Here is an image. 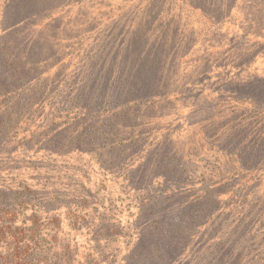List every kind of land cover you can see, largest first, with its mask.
I'll use <instances>...</instances> for the list:
<instances>
[{"label":"trees","instance_id":"16d2710c","mask_svg":"<svg viewBox=\"0 0 264 264\" xmlns=\"http://www.w3.org/2000/svg\"><path fill=\"white\" fill-rule=\"evenodd\" d=\"M72 5L74 24L68 27L61 21L63 7ZM53 10L61 13L29 39L23 26ZM92 30L93 41L75 55L77 71L54 91L66 116H74L67 125L75 133L41 142L32 103L43 100L49 83L20 92L26 78L18 69L64 57L58 43L70 47L74 33ZM216 42L219 47L197 51ZM262 54L264 0H0V244L6 253L0 264H31L49 251L55 252L46 263L61 261L58 246L70 253L60 241L61 216L43 217L49 209L67 211L73 228L96 233L102 225H117L123 235L125 225L110 214L129 194H141L139 240L152 230L157 237L152 250L157 259L151 256L150 262L264 264V77L249 67ZM188 55L202 56L181 75L179 64ZM67 69L68 61L61 60L59 75ZM218 74L227 77L220 86ZM170 86L186 88L187 103L164 121L158 116L174 110L154 107L152 97ZM175 93L168 95L179 98ZM202 97L197 109L186 108ZM60 111L47 112L55 117ZM145 118H151L146 134L134 129L123 138L124 125L136 128ZM159 124L166 133L155 140ZM149 141L152 148H146ZM74 152L91 155L117 188L106 197L89 184L72 189L71 177L63 181L69 169L64 166L63 173L58 164ZM133 153L142 162L128 170ZM22 166L28 170L17 174ZM98 200L103 211L112 207L106 219ZM105 233L98 242L115 237ZM143 248L128 258L143 264L148 260ZM89 261L98 264L96 258Z\"/></svg>","mask_w":264,"mask_h":264},{"label":"rangeland","instance_id":"374dc122","mask_svg":"<svg viewBox=\"0 0 264 264\" xmlns=\"http://www.w3.org/2000/svg\"><path fill=\"white\" fill-rule=\"evenodd\" d=\"M67 7V6H65ZM64 9V16L63 19L61 20L62 23L67 24L68 27H70L69 24H74V21L70 23L72 20L73 15L71 14V10H74L76 6L72 5L71 7H67ZM79 5H77L78 9ZM91 9L93 10V14L97 13L98 11L95 10L92 7L91 4ZM61 11H51L49 12L48 15H45L41 18H38L31 23V25H26L23 26V29H28L29 30V39H35V35L33 36V32H36L39 30V28L46 27L48 22L51 21V18H54L57 16V14H60ZM107 20L108 16L104 17ZM45 22V23H44ZM91 24H95L93 27H97L100 23L95 22V21H89ZM94 30H92L90 33H86L83 36L76 35L74 33L73 36L69 37L71 40L68 41V43L72 46L67 47V48H62L64 45H60L59 43L57 44V48L60 50H64V57L60 56L55 60L54 58H45L42 62H33V63H28L27 65H21L18 69L19 73H21L23 78H26V81L24 85L20 86V92H26V93H32L35 92L33 89L39 87V82L40 81H45L49 83V87L46 90V94L43 97H40L39 99L33 101L32 103V113L36 114V121L40 124L41 127L37 128L41 130L43 137L40 138V141H44L46 143L47 141L55 139L59 134L67 132V136L73 135L75 133L72 131L70 126L67 125L69 121H71L74 116L73 115H68L63 112V108L61 106V103L58 100H55L54 96V91L57 88H60L62 85L63 81L66 80V78H72L73 77V72L77 71V66H76V56L78 55L79 52L83 50V48L91 43L93 40H91V36L93 34ZM263 36V35H262ZM64 39L67 38V35L60 36ZM59 37L55 38L54 43H57V39ZM27 40V39H25ZM209 47H219L218 42H216L213 46H201L197 51L199 53H204L203 51L207 50ZM194 51V50H193ZM192 52L190 53V55ZM194 54V53H193ZM27 54H24V58L26 57ZM188 55L187 59H185L183 62H180L178 71L181 73V75L185 74L192 65H197L199 63L198 58L202 55L198 56H190ZM17 59L22 60L21 57H17ZM61 60L68 61V69L65 71V75H59V65ZM264 63V54L260 56V59L255 63L249 65L250 71H254L258 73L259 76L264 77V66L262 64ZM79 69V67H78ZM8 70V68H7ZM194 69H191L190 72H192ZM189 72V73H190ZM13 75V69L10 74V76ZM245 78V77H243ZM227 77L223 75H217L215 77L216 85L220 86L225 82ZM172 84H178V82H175L172 79ZM178 87V86H177ZM211 87V86H210ZM169 90V91H168ZM171 90H174L178 95L179 98H177V95H168V93H171ZM186 88L184 87H179V89H174V87L170 88H164L163 91L157 96L153 95L152 98L156 99L153 103V106L157 105L158 108H160L161 105H163V108H170V110H174L171 113H165L161 116V114L158 116L159 119L161 120H167L169 118H172L175 112L178 110V108H183L184 105L187 103L185 99H183L182 95L186 94ZM232 92V91H229ZM175 93V94H176ZM157 96V97H156ZM204 99V97L201 98V100L195 101V102H189L187 105V109H193V108H198L200 105L201 101ZM132 101V100H131ZM135 102V101H132ZM61 109V115L57 116L52 114L50 115L53 111L57 112L58 110ZM50 114H48V112ZM48 118L50 120H48ZM151 118H145L144 120L138 119L137 123L140 124L139 126H136L134 128L133 124H128L124 125V132H123V138L125 136H130L133 135L134 129H136V132H141L142 134H146L148 130L145 128V125L150 124ZM57 123V124H56ZM133 128V129H132ZM31 130H34L31 129ZM166 130L159 124L156 128L155 133V140H157L160 135L163 133L165 134ZM22 136L26 135V130L22 131L20 133ZM135 134V133H134ZM150 143L146 146V148H152L155 143L152 141H149ZM128 143V141H127ZM112 146V142L110 141L107 144V147ZM116 149L118 147L114 145ZM102 149V148H100ZM44 151V149H43ZM132 159L133 162L130 163L128 166V170L130 169H135L137 166L142 162L141 154L133 153L132 154ZM65 161V162H64ZM58 166L62 167L63 173H64V166L69 169V174L67 178H64L63 181L65 183H68V178L71 177V186L72 189L78 186L79 183L82 184H89L91 190L94 188L95 193H98L100 195H103L104 197L107 196V193L111 192L112 190L116 189L117 186H112L111 183H107L106 180L103 178L101 175V170L100 168L94 163L93 158L91 155H86L84 154L83 157L81 155H77V153H71L69 157L66 159L62 160ZM27 168L25 166H22L21 170H16L17 174L23 175L25 174ZM67 172V170H66ZM65 172V173H66ZM64 176V174H63ZM110 176L109 178H111ZM64 190V187H62ZM93 191V190H92ZM125 197V196H124ZM106 201V200H105ZM97 206H99L100 214H102V217L110 211L112 207H110L107 210L103 211V208L101 207V200H98L95 203ZM114 208L117 209L115 214H110L114 215V219L117 221H120L122 224L125 225V231H123V235L120 234L119 229L117 225H111L110 227H107L105 225H102L103 227H99L98 231L95 233L94 230L88 227H82L79 229L71 227L70 220L68 217V212L67 211H61L60 208L57 211H54L52 209H49V213H46L43 215V217H47L50 215H55L58 214L61 216L63 220V225L61 227V238L63 244H68V248H70V253L69 254H64L65 250L63 247L65 246H58L56 248L57 253H61L65 257V259L62 256L61 261H53L50 260L49 262L46 263L47 258H52L51 256L55 251H52L51 253L47 252L45 253V256H42L41 258L43 259H35L37 261H31V264H51L50 262H53V264H92L91 260L92 258H96L98 261V264H140L141 261L138 259H129V255L132 252H139L142 253L140 248L144 245V251L148 256H146V259L148 260H143V264H154L156 263V257L152 253V250L154 249L153 243L157 241V237L152 236V231L149 233L148 237L144 240H139L138 237V232L136 230L137 226L141 227L140 224L136 225L137 223V218H138V213H139V208L141 207V194H137L134 196L125 197L124 198V203L122 201L116 202V204L113 206ZM31 211H28L27 215H30ZM111 213V212H110ZM126 217H128L126 219ZM105 218V217H104ZM106 219V218H105ZM111 219V216H110ZM22 222V219L19 220V223ZM107 223H111L110 221H106ZM131 224V226H129ZM142 224H145L144 222ZM128 226L131 228L128 235H126L125 232L128 231ZM136 227V228H135ZM102 230V231H101ZM111 230H113L111 232ZM105 231L107 234H110L111 236H115L110 240V238L107 236L102 238L99 242L96 239L97 237L101 238L103 236ZM141 232L139 231V234ZM157 233V232H156ZM119 234V235H118ZM150 238L152 240L150 241ZM137 240H138V245H137ZM6 253L4 252V245L0 244V255H5ZM155 259L150 262V258ZM72 257L74 258V261L72 260ZM86 258V259H83ZM90 258V259H89ZM69 259V261L67 260ZM129 259V260H127ZM80 260V261H79ZM180 261H176L174 264H180Z\"/></svg>","mask_w":264,"mask_h":264}]
</instances>
